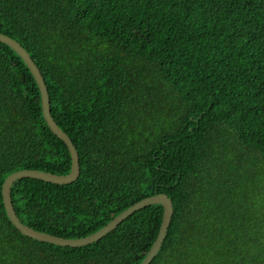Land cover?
I'll use <instances>...</instances> for the list:
<instances>
[{
  "label": "trees",
  "instance_id": "16d2710c",
  "mask_svg": "<svg viewBox=\"0 0 264 264\" xmlns=\"http://www.w3.org/2000/svg\"><path fill=\"white\" fill-rule=\"evenodd\" d=\"M0 32L38 67L79 159L70 184L13 183L23 224L79 238L166 193L173 214L150 264H264V0H0ZM70 165L33 75L0 42V264L143 260L160 204L82 246L13 226L4 179Z\"/></svg>",
  "mask_w": 264,
  "mask_h": 264
},
{
  "label": "water",
  "instance_id": "95a60500",
  "mask_svg": "<svg viewBox=\"0 0 264 264\" xmlns=\"http://www.w3.org/2000/svg\"><path fill=\"white\" fill-rule=\"evenodd\" d=\"M0 42H3L9 47H11L22 58V60L30 70L40 92L44 120L52 131V133L55 134L60 140L65 143L71 158L70 170L65 174H55L39 169H21L9 174L4 179L1 187V195L3 200V206L10 222L20 233L35 240L49 242L60 246H82L98 241L107 233L115 229L123 220H125L133 212L139 210L140 208L151 204H160L163 207V213L159 230L157 232L155 240L148 249L145 257L140 262V264H150L162 245L173 214V203L171 198L166 193H156L136 201L135 203L121 211L119 214H117L114 218H112L108 223H106L97 231L79 238H64L46 232L37 231L23 224L20 221L15 212L11 199V187L13 183L16 180L22 178H35L54 184H70L74 182L79 176V159L78 152L74 144L72 143L70 137L58 126V124L54 121L53 117L51 116L50 100L46 84L44 82L41 72L39 71L38 67L30 57L28 52L21 46L18 41L1 32Z\"/></svg>",
  "mask_w": 264,
  "mask_h": 264
}]
</instances>
